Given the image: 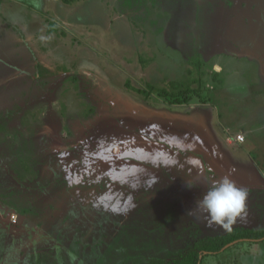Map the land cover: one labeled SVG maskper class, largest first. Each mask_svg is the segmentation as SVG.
Wrapping results in <instances>:
<instances>
[{
	"label": "rangeland",
	"instance_id": "rangeland-1",
	"mask_svg": "<svg viewBox=\"0 0 264 264\" xmlns=\"http://www.w3.org/2000/svg\"><path fill=\"white\" fill-rule=\"evenodd\" d=\"M224 176L229 228L196 207ZM233 227H264V0H0V264H149ZM204 264H264V237Z\"/></svg>",
	"mask_w": 264,
	"mask_h": 264
},
{
	"label": "clouds",
	"instance_id": "clouds-1",
	"mask_svg": "<svg viewBox=\"0 0 264 264\" xmlns=\"http://www.w3.org/2000/svg\"><path fill=\"white\" fill-rule=\"evenodd\" d=\"M194 146L189 145V148ZM192 163L199 164L198 160H193ZM151 182H155V178ZM132 191L140 187L138 182L129 184ZM191 188V185H187ZM248 190L239 187L230 178L224 176L220 180L215 181L203 194L202 198L196 201V207L207 218L209 226L212 224L220 225L224 228H229L231 224L236 222L238 217L246 215V199ZM136 207L134 197L129 193L123 204L114 203L110 207V211L116 214H127ZM191 214V210L189 213Z\"/></svg>",
	"mask_w": 264,
	"mask_h": 264
},
{
	"label": "trees",
	"instance_id": "trees-1",
	"mask_svg": "<svg viewBox=\"0 0 264 264\" xmlns=\"http://www.w3.org/2000/svg\"><path fill=\"white\" fill-rule=\"evenodd\" d=\"M173 85L177 88L180 85ZM152 92L156 90L159 96L168 98L173 95L165 88L152 87ZM191 92L190 87L184 89L182 98L177 99L179 103H184L188 100V95ZM264 237V227L261 228H244L233 227L225 233L210 235L198 238L193 245L178 254V256L166 259L153 257L149 264H204V259L209 254H219L223 252L230 244L241 239H260Z\"/></svg>",
	"mask_w": 264,
	"mask_h": 264
},
{
	"label": "built area",
	"instance_id": "built-area-1",
	"mask_svg": "<svg viewBox=\"0 0 264 264\" xmlns=\"http://www.w3.org/2000/svg\"><path fill=\"white\" fill-rule=\"evenodd\" d=\"M238 138H239L241 141L244 140V136H243V135H239ZM10 219H11V221H13V222H17V217H16V215H12V216L10 217Z\"/></svg>",
	"mask_w": 264,
	"mask_h": 264
},
{
	"label": "crops",
	"instance_id": "crops-1",
	"mask_svg": "<svg viewBox=\"0 0 264 264\" xmlns=\"http://www.w3.org/2000/svg\"><path fill=\"white\" fill-rule=\"evenodd\" d=\"M244 138H245V136H244ZM8 216H10V214H8Z\"/></svg>",
	"mask_w": 264,
	"mask_h": 264
}]
</instances>
